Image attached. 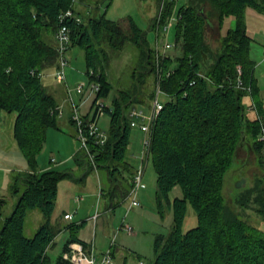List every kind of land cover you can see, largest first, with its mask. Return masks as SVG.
I'll return each instance as SVG.
<instances>
[{"label": "trees", "instance_id": "trees-1", "mask_svg": "<svg viewBox=\"0 0 264 264\" xmlns=\"http://www.w3.org/2000/svg\"><path fill=\"white\" fill-rule=\"evenodd\" d=\"M103 1L0 0V111L15 114L13 137L30 166L19 175L24 188H15L17 201L11 211L4 213L0 199V264H75L64 255L70 244L91 245L78 235L82 223L53 219L59 183L76 178L74 171L39 167L47 132L59 128L60 116L57 99L39 73L59 66L55 33L60 16L69 9L82 16V21L66 19L70 48L83 49L89 80L100 84L92 108L98 97H108L113 89L107 73L109 52L124 50L129 42L141 47L143 65L148 68L142 72H156L167 96L153 124L150 156L157 173V201L161 206L168 200L173 222L168 234L156 236L155 257L144 264H264V229L244 219L223 193L226 175L243 145L249 144L264 164V96L245 19L247 7L264 12V0H165L162 22L177 13L175 57L151 51L146 31L132 17L126 27L100 13ZM162 1L158 0L159 5ZM231 15L235 27L219 37L218 46L213 45L209 32L219 31ZM155 19L151 20L154 25ZM240 77L243 87L237 86ZM137 94L120 90L113 97L106 108L110 115L106 141L96 143L94 137L88 141L94 160L86 150L76 155L86 168L90 158L93 167L107 170L112 210L133 186L136 167L127 159V151L133 130L129 111L141 102ZM96 114L95 109L83 115L85 123ZM176 185L183 196L171 200L169 193ZM189 204L198 224L185 231ZM236 204H252L264 222V175L237 196ZM33 208L40 209L46 220L29 237L25 219ZM63 230L70 235L62 252L52 259L48 250Z\"/></svg>", "mask_w": 264, "mask_h": 264}, {"label": "rangeland", "instance_id": "rangeland-1", "mask_svg": "<svg viewBox=\"0 0 264 264\" xmlns=\"http://www.w3.org/2000/svg\"><path fill=\"white\" fill-rule=\"evenodd\" d=\"M177 2L182 3L184 0ZM159 8L158 0H104L99 12H105L110 19L120 20L126 27L132 17L146 31V45L151 51L155 53L158 46L160 45L161 48L164 40H167L172 45L167 53L175 57L179 50L175 42L176 23L175 21L172 23L166 36L163 28L159 31L156 24ZM155 16L156 25L151 23ZM245 19L248 33L253 38L251 57L257 63L255 75L264 96V12L257 8L247 7ZM233 27H235V17L231 15L223 21L219 31H210L208 38L213 45L218 46L220 44L219 37H222L229 28ZM67 57L69 64L66 67V72L67 75L70 71L72 72V79L69 80L71 88L73 87L74 100L79 105L82 114H93L96 105L92 108V104L97 92L92 88L89 75L86 73L84 51L79 46L72 47L68 51ZM109 57L107 73L113 89L108 97L102 98L104 102L111 105L113 97L120 90H127L130 93L138 91L136 98L141 102L134 105L148 109L153 99L158 95V83L156 72H142L148 68L143 65L141 47L129 42L124 50L110 51ZM176 63L177 61L174 59L173 65ZM51 70L57 74L58 67H51L43 71L42 79ZM79 84L84 86L82 91L77 90ZM53 95L58 100L60 99L58 93ZM160 99L165 102L167 96L160 93ZM249 99L247 97L246 101ZM250 107L253 108L249 105ZM14 120L15 114L7 115L5 113L0 119V199L3 200L4 213L11 211L17 201V193H14L15 188H18L19 191L24 188L19 175L30 170L26 156L13 137ZM65 120L66 116H59V127L65 123ZM109 124L110 115L105 112L98 118V126L101 131L107 132ZM67 125L63 131H60V128H49L47 141L39 157L40 168L42 159H44L45 164L51 163L52 167L58 170H72L76 175V178H66L60 181L54 218L60 217L65 222L82 223L78 235L89 242L91 246L94 245L97 254L105 252L109 248H112L114 253L117 251L113 256V264H140L141 261L150 263L155 257L156 236L168 234L173 222V209L168 200L164 199L161 206L157 201V173L151 156L143 179L146 186L139 191L141 205L129 209L130 199H126L120 205H116L114 210H111L109 206L112 200L107 193L109 186L107 170L93 167L90 164V158L88 168L76 161V156L71 155L73 151L83 154L85 149L82 148L81 141L78 139L76 126L70 123ZM142 136L143 133L140 129L133 128L127 159L136 168L142 163ZM67 157L69 158L66 159ZM51 158H55L56 162H49ZM263 175L264 164L260 162L259 156L253 148L249 144H245L239 150L232 168L226 175L223 193L227 203L235 208L244 219L264 229L262 217L252 204L246 207L236 204L237 196L243 190L253 186L255 180ZM102 189L105 191L103 194ZM77 196L83 198L78 202L76 201ZM177 196H183L180 185H176L169 193L171 200ZM66 211L73 214L72 219H64ZM45 220L46 217L40 209L29 210L25 219V234L29 237L34 236ZM123 224L131 225L134 230L128 232L121 228ZM197 224V214L189 204L183 229L187 231ZM69 235L68 230H63L55 238L54 244L48 250V255L52 259L61 252Z\"/></svg>", "mask_w": 264, "mask_h": 264}, {"label": "built area", "instance_id": "built-area-1", "mask_svg": "<svg viewBox=\"0 0 264 264\" xmlns=\"http://www.w3.org/2000/svg\"><path fill=\"white\" fill-rule=\"evenodd\" d=\"M165 0L162 1L160 8H159V17L157 18L158 22L157 29L160 31L161 28L164 30V35L168 34L172 23L177 20V13H173L172 16L169 18L168 22L163 23V10H164ZM67 17L75 18L77 21H82V16L76 13L73 9H69L64 13V15L60 16V24L56 32V40L58 43L59 48V66L57 77L60 80L67 81V72L66 67L69 64V59L67 57L68 51L71 49V29L66 23ZM172 45L167 41L164 40V44L158 46L157 53L158 55H165L167 54V50H169ZM163 50V51H162ZM159 69V76H161V68ZM40 76H43L44 73L40 72ZM238 87H243L244 83L242 78L238 79L237 83ZM84 88L83 84H79L77 86L78 91H82ZM92 88L98 92L100 90V84L93 82ZM250 89V87H248ZM69 100L73 105V113H72V120L76 123L77 135L78 139L81 141V146L84 148L91 156V159L94 160V155L91 153L89 148V138L94 137L96 143H104L107 139V132L101 131L98 126V118L106 112V108L110 107L111 105H107L103 97H98L95 101L97 114L95 118L88 123H85V119L83 114L80 112L79 105L76 104L74 97L71 94V90L69 89ZM160 93L165 94V92L161 89L160 82H158V95L156 98L153 99L151 106L148 109H145L142 106H132L129 115L131 117V125L133 128H139L143 133L142 139V153L141 159L142 163L139 167L135 169V173L133 176V186L127 195L126 199H130L129 209L140 206L141 201L139 200V191L146 186L144 183V174L146 170V166L148 164L149 157L151 155V140H152V128L153 124L158 117L160 111L164 107V102L160 99ZM166 95V94H165ZM1 112V111H0ZM62 115V109L60 108V116ZM1 118V113H0ZM261 139L264 141V129L261 134ZM52 161H56L55 158ZM80 197H78L79 199ZM66 219H72V213L65 214ZM121 228L126 229L128 232H132L134 228L129 224H123ZM65 257L72 260L75 264H113V249L109 248L107 251L97 254L94 248V245L89 248H86L85 245L81 242H73L69 246V250L64 253ZM140 264H144V262H140Z\"/></svg>", "mask_w": 264, "mask_h": 264}, {"label": "crops", "instance_id": "crops-1", "mask_svg": "<svg viewBox=\"0 0 264 264\" xmlns=\"http://www.w3.org/2000/svg\"><path fill=\"white\" fill-rule=\"evenodd\" d=\"M55 74H56V72L54 70H51L49 73L46 74V77L45 78L43 77V82H44V84L47 87V89H48L49 92H51L52 94L58 93L60 95V99L59 100L57 98L56 99H57V102H58L60 108L62 109V115L66 116L65 123L63 125H60V127H59L60 128L59 130L60 131H63V128L66 127V126H68L67 123L73 124L75 126V124L72 121L73 105H72L71 101L69 100V94H70L69 93V89L71 90V94H73V91H72V88L73 87L71 88V86H70L71 84H70V80H69V79H72V72L70 71V73L67 75V81H66V83L65 82H61L60 79H58L57 75H55ZM134 106H136V105H134ZM0 113H1V118L0 119H2V116H3L4 113L3 112H0ZM83 115H85V114H83ZM76 132H77V129H76ZM143 136H144V133H143ZM77 153H79V151H77V152L76 151L75 152L73 151V153L71 155H73L75 157L77 155ZM68 158L69 157H67L66 159H68ZM52 159L53 158H51V160L49 162H53ZM39 161H40V158H39ZM49 168H54V167H52L51 163L45 164L44 159H42L41 169L44 170V169H49ZM78 197H80V198L78 199ZM82 198H83L82 196H77L76 197V201L79 202ZM66 213H70V211H66L64 213V217H65V214ZM53 219L59 220L60 217L54 218V216H53ZM62 250H63V248H62ZM62 250H61V252H62ZM116 253H117V251H116ZM116 253H114V251H113V254L114 255Z\"/></svg>", "mask_w": 264, "mask_h": 264}]
</instances>
